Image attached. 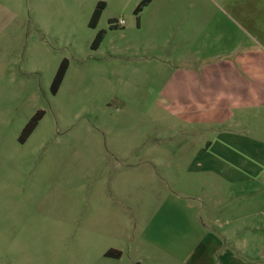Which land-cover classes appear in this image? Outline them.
<instances>
[{
    "label": "rangeland",
    "instance_id": "374dc122",
    "mask_svg": "<svg viewBox=\"0 0 264 264\" xmlns=\"http://www.w3.org/2000/svg\"><path fill=\"white\" fill-rule=\"evenodd\" d=\"M141 1H1L15 17L0 29V264H112L103 257L109 248L123 250L119 264H131L127 242H138L151 215L145 202L158 200L164 185H226L198 172L213 163L197 159L216 128L172 113L162 91L170 65L158 58L168 55L167 34L181 15H191L192 43L201 20L214 16L211 24L236 35L220 14L244 13L264 45V0H152L135 14ZM98 31L102 42L93 50ZM63 59L68 68L54 95ZM38 111L42 119L20 143ZM234 130L256 136L255 151L264 153V125ZM217 147L206 155L223 156ZM252 156L258 173L248 183L264 186V155ZM258 236L251 241L262 258L264 233Z\"/></svg>",
    "mask_w": 264,
    "mask_h": 264
},
{
    "label": "crops",
    "instance_id": "0c3cea01",
    "mask_svg": "<svg viewBox=\"0 0 264 264\" xmlns=\"http://www.w3.org/2000/svg\"><path fill=\"white\" fill-rule=\"evenodd\" d=\"M1 1L0 29L15 17ZM10 13L12 17H1ZM182 16L176 31L167 34L168 55L158 58L170 65L162 91L176 117L199 128H216L214 140L197 159L213 157V163L200 165L198 172L213 174L226 185H164L158 200L143 203L150 219L141 225L138 242H127L126 258L131 264H264V256L257 258L263 249L251 241L264 233V186L248 183L258 173L252 155L264 153L255 151L256 136L234 130L264 125V45L244 13L220 14L227 31L234 29L236 35L224 34L217 21L211 24L214 16L201 20L192 43L191 15ZM157 45L155 49L163 47ZM217 144L224 155H206ZM204 192L215 194L208 199ZM103 257L119 264L124 252L109 248Z\"/></svg>",
    "mask_w": 264,
    "mask_h": 264
},
{
    "label": "trees",
    "instance_id": "16d2710c",
    "mask_svg": "<svg viewBox=\"0 0 264 264\" xmlns=\"http://www.w3.org/2000/svg\"><path fill=\"white\" fill-rule=\"evenodd\" d=\"M152 0H142L140 2V4L137 6V8L135 9L134 13L137 14L138 12L141 11V8L143 7H146ZM104 9V3L103 2H99L97 3L95 9L93 10L92 14H91V17H90V20L88 22V26L92 29H94L97 25V22L101 16V12L102 10ZM110 29H116L117 26L114 25V22H110V26H109ZM102 38H103V32L102 31H98L94 37V40L93 42L91 43V49L93 50H96L100 43L102 42ZM67 68H68V62L67 60L63 59L55 74H54V77L52 79V82H51V85H50V91L52 94H56L63 79H64V76L66 74V71H67ZM43 117V112L42 111H38L36 112L32 118L27 122V124L23 127L22 131H21V134H20V137H19V142L20 143H24L28 137L32 134V132L35 130L38 122L42 119ZM106 254H109V253H106Z\"/></svg>",
    "mask_w": 264,
    "mask_h": 264
},
{
    "label": "built area",
    "instance_id": "2783aa9c",
    "mask_svg": "<svg viewBox=\"0 0 264 264\" xmlns=\"http://www.w3.org/2000/svg\"><path fill=\"white\" fill-rule=\"evenodd\" d=\"M123 22H121V24H122Z\"/></svg>",
    "mask_w": 264,
    "mask_h": 264
}]
</instances>
